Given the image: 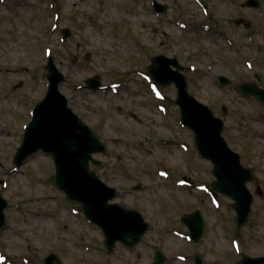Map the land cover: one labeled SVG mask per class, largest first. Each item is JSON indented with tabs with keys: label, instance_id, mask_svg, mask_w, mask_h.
Masks as SVG:
<instances>
[{
	"label": "rangeland",
	"instance_id": "obj_1",
	"mask_svg": "<svg viewBox=\"0 0 264 264\" xmlns=\"http://www.w3.org/2000/svg\"><path fill=\"white\" fill-rule=\"evenodd\" d=\"M154 1L167 11L156 13ZM245 1L0 0V195L8 202L0 264H45L51 253L62 264H152L153 245L165 264H196V255L205 264L264 256V105L237 88L257 84L256 74L264 85V0L258 10L241 7ZM239 18L250 29L236 26ZM158 55L179 61L189 93L223 119V136L254 172L240 236L233 201L211 190L213 166L181 124L177 88L145 77ZM50 56L65 75L60 91L70 108L107 147L91 171L118 190L113 203L150 223L133 249L118 243L108 252L102 231L57 188L50 155L14 164L31 107L47 93ZM219 75L231 84L221 86ZM93 77L101 89L88 87ZM196 210L206 221L198 245L181 222Z\"/></svg>",
	"mask_w": 264,
	"mask_h": 264
},
{
	"label": "water",
	"instance_id": "obj_2",
	"mask_svg": "<svg viewBox=\"0 0 264 264\" xmlns=\"http://www.w3.org/2000/svg\"><path fill=\"white\" fill-rule=\"evenodd\" d=\"M157 12H165L168 5L155 2ZM245 7L259 8V0H248ZM239 24V23H238ZM68 36L69 33L65 32ZM90 57H87L89 61ZM148 67V75L160 86L174 84L177 88L175 103L180 108L181 122L195 137L197 150L201 157L210 161L214 168L212 174L216 181L212 189L234 200L232 207L237 213V233L248 222L254 196L247 187L253 172L242 165L241 156L233 151L225 137L224 121L213 111L199 102L188 91L186 76L177 59L165 55L154 56ZM49 81L46 97L36 105L33 120L27 126L24 141L17 151L14 163L23 162L37 152L52 155L56 168V184L72 200L82 205L85 216L96 224L104 234V244L113 252L117 243L135 248L150 229L144 216L134 209H127L110 201L117 197V189L104 183L96 173L90 171V163L99 165L94 155L105 153L107 147L100 142L93 131L73 112L68 99L61 93L60 84L65 81L64 74L50 57L47 65ZM223 85L230 80L220 77ZM91 89L101 88V79L93 77L86 80ZM239 89L247 96H254L264 103V89L253 84H243ZM141 184L135 190H140ZM8 203L0 195V229L5 224V209ZM189 228L194 243H199L205 233V221L199 210L181 217ZM199 263L201 262L198 260ZM46 264H61L56 254L46 258ZM152 264H165V255L156 252ZM239 264H264V256H243Z\"/></svg>",
	"mask_w": 264,
	"mask_h": 264
},
{
	"label": "flooded vegetation",
	"instance_id": "obj_3",
	"mask_svg": "<svg viewBox=\"0 0 264 264\" xmlns=\"http://www.w3.org/2000/svg\"><path fill=\"white\" fill-rule=\"evenodd\" d=\"M204 4V8L205 9H208V7H209V4H206V3H203ZM244 5V3H242V5H241V7H244L243 6ZM260 7H261V3H260ZM254 10H258V9H260V8H253ZM211 10V9H210ZM239 23V24H238ZM235 24H236V26H243L245 29H250V27L252 26V24L250 23V22H248V21H246L245 19H241V18H239V19H237L236 21H235ZM248 25V26H247ZM256 80H257V85L259 86V87H264V85H259L260 84V82H261V79L259 78V76L256 74ZM245 84V83H244ZM252 84H254V83H252ZM256 84V83H255ZM20 87H22V83H20ZM27 114V113H26ZM196 256H199L200 258H201V264H205V259H204V257H202L201 255H196ZM196 256L194 257V259L196 260ZM241 260V259H240ZM240 260H237V261H235V263L237 264ZM196 264H197V262H196Z\"/></svg>",
	"mask_w": 264,
	"mask_h": 264
}]
</instances>
